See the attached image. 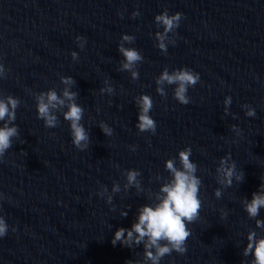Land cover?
<instances>
[{"label":"water","instance_id":"95a60500","mask_svg":"<svg viewBox=\"0 0 264 264\" xmlns=\"http://www.w3.org/2000/svg\"><path fill=\"white\" fill-rule=\"evenodd\" d=\"M165 8L183 13L166 54L150 35L157 30L154 16ZM134 10L141 15L132 18ZM122 33L135 36L131 46L144 56L135 81L118 70ZM77 35L86 38L83 50ZM73 50L78 61L71 59ZM0 62L7 70L0 92L21 100L15 121L20 136L0 161V215L10 226L0 239V264H126L142 258V246H113L111 239L118 227L131 226L138 206L148 202L146 193L122 191L109 205L96 192L101 185L110 191L114 181L123 187L128 168L140 170L143 186L156 191V174L168 175L164 161L185 146H191L203 181L200 218L188 225L186 253L166 255L161 264H241L246 232L255 226L241 200L251 198L264 176V0H0ZM165 66L199 72L200 81L188 89L189 104L177 103L172 87L164 98L156 93L154 78ZM62 75L75 79L77 102L85 108L90 142L84 151L71 144L62 116L53 129L36 118L32 93L59 92ZM105 78L114 86L111 96L99 93ZM142 92L153 98L154 135L135 128L133 98ZM228 95L232 103L224 115ZM244 104L256 109L255 117L244 115ZM100 120L113 128L112 136L97 127ZM228 152L244 180L224 188L217 200L215 168ZM125 207L128 215L120 217ZM221 208L228 210L226 219Z\"/></svg>","mask_w":264,"mask_h":264},{"label":"clouds","instance_id":"9594fccd","mask_svg":"<svg viewBox=\"0 0 264 264\" xmlns=\"http://www.w3.org/2000/svg\"><path fill=\"white\" fill-rule=\"evenodd\" d=\"M122 16L123 14L120 13ZM132 18L141 15L139 10H134ZM183 13L176 11L169 14L167 8L154 16V24L157 30L150 33L154 37L155 47L161 53H167L169 45H175V39L170 33L178 29ZM77 47L84 49L86 38L77 35L75 37ZM135 42V36L122 33L117 45V51L122 59L119 61V71H127L133 81L139 79V65L144 56L141 51L131 46ZM127 45V46H126ZM71 59L78 61L79 54L73 50L70 52ZM7 70L3 62H0V80L6 77ZM60 83L63 87L57 91L55 87L39 92H33L35 102L36 118L43 121L45 128H56L60 117L68 123L71 144L78 150L84 151L89 147L90 132L82 123L85 108L77 102L79 93L74 90L75 79L70 75L60 76ZM155 91L162 98L167 96V87H172L173 99L181 105H187L191 101L188 89L194 87L200 81L199 72L188 66H180L169 71L167 66L163 67L160 73L154 78ZM103 96L113 95L114 86L108 78L103 81V87L99 88ZM137 109L135 128L138 132L156 133V121L150 115L153 108V98L148 93H140L133 98ZM232 103L230 95L223 99L224 115L229 114V107ZM21 104L20 98L0 92V161L11 147L13 138H19V126L16 124L17 108ZM246 117H255L256 109L249 104L241 106ZM100 109L97 108V112ZM235 118V114H232ZM97 127L105 136L113 135V128L103 120L97 122ZM236 136L241 135V130L236 124L231 125ZM236 141L234 140L233 143ZM135 152L136 146H129ZM191 146H185L175 156L164 161V170L168 173L162 177L159 173L155 179L161 181L156 191L146 189L140 179L141 172L138 169H124L122 174L125 182L123 187L117 181L111 185H101L96 192L98 197L105 198L106 203L112 204L115 194L128 192L134 189L137 194L146 193L148 202L138 206L134 221L130 227H118L113 233L111 243L115 246L119 243L123 247L135 249L142 246V258L129 260L126 264H161L164 257L171 256L173 252L183 255L187 251L186 241L191 235L189 224L200 218L202 200L200 191L203 181L198 172V164L191 160ZM119 167V165H115ZM215 180L219 187L213 190L214 197L219 200L222 197L223 189L232 187L234 183L244 180V172L237 168L236 161L230 152L219 158L215 168ZM0 199L3 195L0 194ZM243 211L248 219L254 220V227L249 226L245 239L246 244L242 249V256L245 258L241 264H264V218H260L261 210H264V176L260 177V184L257 190L251 193V198L243 197L241 200ZM127 207L121 209L120 217H127ZM114 210V209H113ZM220 218L226 219L228 210H219ZM10 229L9 224L3 215H0V239L5 237ZM15 232L16 228L11 227Z\"/></svg>","mask_w":264,"mask_h":264}]
</instances>
